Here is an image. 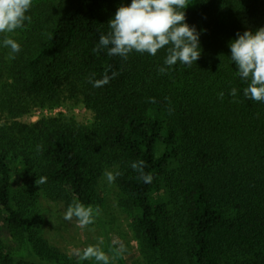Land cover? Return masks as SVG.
<instances>
[{
  "label": "trees",
  "instance_id": "trees-1",
  "mask_svg": "<svg viewBox=\"0 0 264 264\" xmlns=\"http://www.w3.org/2000/svg\"><path fill=\"white\" fill-rule=\"evenodd\" d=\"M122 3L130 0H33L30 21L11 35L20 52L0 49V224L27 251L2 247L0 264H78L42 236L38 193L94 207L109 168L120 173L115 182L146 264H264V103L243 95L248 82L228 47L238 32L264 26V0L186 7L201 56L164 73L166 49L127 60L93 52ZM106 69L117 75L93 88L89 78ZM79 99L92 121H23ZM138 161L151 183L131 168Z\"/></svg>",
  "mask_w": 264,
  "mask_h": 264
},
{
  "label": "clouds",
  "instance_id": "clouds-1",
  "mask_svg": "<svg viewBox=\"0 0 264 264\" xmlns=\"http://www.w3.org/2000/svg\"><path fill=\"white\" fill-rule=\"evenodd\" d=\"M191 0H130L122 3L114 16L108 21L109 31L101 33L94 53L107 49L110 57L119 56L127 60L130 53H147L155 56L161 49H166L163 66L158 70L164 73L177 63L191 67L201 56L200 35L194 25L186 22L185 9ZM33 0H0V47L10 49L11 54L19 53L21 45L7 34L22 29L25 21H30L27 15ZM230 61L236 65V73L241 80L247 81L243 95L255 102L264 103V26L254 32L245 30L238 32L228 43ZM117 75L109 69L100 79L89 78L93 88H100L110 83ZM237 90H230L235 96ZM144 162L131 164V168L139 173L144 183H151L152 176L145 173ZM120 173H107V180L114 182ZM36 184L41 186L47 182V177L40 175ZM97 211L79 201L68 205L63 214L65 221L75 218L81 227L94 222ZM78 264L94 260L96 264H113L112 259L98 245L88 246L75 253Z\"/></svg>",
  "mask_w": 264,
  "mask_h": 264
},
{
  "label": "rangeland",
  "instance_id": "rangeland-1",
  "mask_svg": "<svg viewBox=\"0 0 264 264\" xmlns=\"http://www.w3.org/2000/svg\"><path fill=\"white\" fill-rule=\"evenodd\" d=\"M196 6L197 0H191L187 7L195 9ZM13 34L15 35L14 32L7 35L11 37ZM2 39L3 35H0V40ZM60 114L74 117L80 123L94 119L93 111L79 99L66 101L65 104L57 105L52 110L37 108L31 116L24 117L23 121L36 122L42 116L58 117ZM109 172L114 174V169H107L100 180L102 202L93 207L98 214L94 216V222L85 227H81L75 218L71 222L65 221L63 214L68 206L63 202L52 201L39 192L35 215L38 217L42 236L51 246L75 260H77L75 253L78 250L98 245L110 256L113 264H146L133 233L135 217L125 207L124 195L115 180L111 183L107 180L106 174ZM6 231V226L2 222L0 248L6 247L14 254L25 255L27 252L25 248L20 249L16 244L6 240ZM82 264H96V262L87 260Z\"/></svg>",
  "mask_w": 264,
  "mask_h": 264
},
{
  "label": "built area",
  "instance_id": "built-area-1",
  "mask_svg": "<svg viewBox=\"0 0 264 264\" xmlns=\"http://www.w3.org/2000/svg\"><path fill=\"white\" fill-rule=\"evenodd\" d=\"M52 110V109H51ZM46 113V112H45ZM41 114V112L39 111V115Z\"/></svg>",
  "mask_w": 264,
  "mask_h": 264
}]
</instances>
